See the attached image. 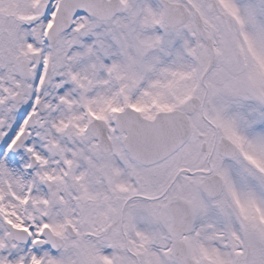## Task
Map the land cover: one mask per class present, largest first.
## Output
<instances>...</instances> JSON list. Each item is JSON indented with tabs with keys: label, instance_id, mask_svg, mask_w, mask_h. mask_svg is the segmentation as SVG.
<instances>
[{
	"label": "snow or ice",
	"instance_id": "1",
	"mask_svg": "<svg viewBox=\"0 0 264 264\" xmlns=\"http://www.w3.org/2000/svg\"><path fill=\"white\" fill-rule=\"evenodd\" d=\"M0 264H264V0H0Z\"/></svg>",
	"mask_w": 264,
	"mask_h": 264
}]
</instances>
